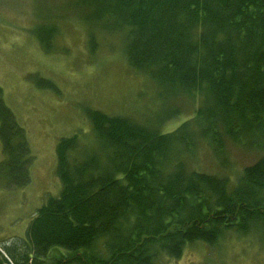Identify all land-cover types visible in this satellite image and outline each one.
I'll list each match as a JSON object with an SVG mask.
<instances>
[{"label":"trees","instance_id":"16d2710c","mask_svg":"<svg viewBox=\"0 0 264 264\" xmlns=\"http://www.w3.org/2000/svg\"><path fill=\"white\" fill-rule=\"evenodd\" d=\"M65 7L77 10L91 50L93 30L119 34L128 66L155 83L163 103L180 106L144 125L86 108L88 136L55 147L59 194L37 209L25 241L0 246V264H157L228 231L264 236V0H66ZM33 31L48 52L54 25L41 18ZM191 102V118L159 131ZM0 143V189L25 187L32 156L1 88ZM228 143L261 156L234 180L191 166L201 145L223 162Z\"/></svg>","mask_w":264,"mask_h":264},{"label":"rangeland","instance_id":"374dc122","mask_svg":"<svg viewBox=\"0 0 264 264\" xmlns=\"http://www.w3.org/2000/svg\"><path fill=\"white\" fill-rule=\"evenodd\" d=\"M65 2L0 0L2 99L24 129L32 156L29 183L19 189H0V246L25 241L27 226L37 209L48 197L59 194L55 147L61 138H82L90 132L86 108L144 125L180 106L176 99L163 103L155 83L128 66L119 34L93 30L96 45L91 50L77 10L66 8ZM67 2L71 5L72 0ZM41 18L56 28L48 52L33 33ZM36 79L51 83L53 89L46 84L38 86ZM195 103L181 108L180 114L162 124L159 131L172 132L191 118ZM260 156L261 151L228 143L220 163L207 146L201 145L190 164L234 180ZM2 157L0 143V160ZM157 264H264V236L260 231L246 235L228 231L214 245L194 242L186 246L179 259H161Z\"/></svg>","mask_w":264,"mask_h":264}]
</instances>
